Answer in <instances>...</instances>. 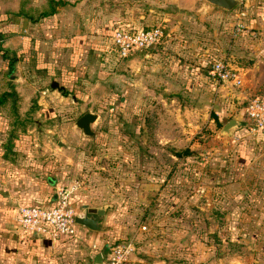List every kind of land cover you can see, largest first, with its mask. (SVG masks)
Masks as SVG:
<instances>
[{
    "label": "crops",
    "instance_id": "1",
    "mask_svg": "<svg viewBox=\"0 0 264 264\" xmlns=\"http://www.w3.org/2000/svg\"><path fill=\"white\" fill-rule=\"evenodd\" d=\"M22 1L0 0V49L4 51V54L0 51V94L16 89L14 84L21 85V81L26 77L23 75L24 72L30 75L31 84L43 85L48 80L49 88L53 76L61 77L63 83L67 81L68 86L77 79L78 85H85L86 79L92 77L89 74H95L97 70L90 65L91 63L86 62L97 45L99 58L102 59L101 54H104L105 59L111 62L115 52L110 47V38L115 29H141L143 25L155 21L163 23L166 27L162 39L156 46L146 52H133L119 61L120 63H111L110 74L113 81H116L114 88L120 97L126 95L129 102L135 104L140 102L144 106L154 99L159 101L175 99L182 102L180 92L165 91V85L171 83L180 85L185 91L205 87L207 83L206 88L215 91V86L208 76L213 58L223 59L238 74L241 88L238 90L239 93L235 94V98L246 97L258 83L264 84V37L258 33L256 36L249 33V30H257L264 23V0H247L248 10L242 20L247 30L236 36L231 34L235 10H225L204 0H69L71 3L58 8L56 13L39 22H29L17 15ZM26 1L31 6H39L44 2ZM163 6L166 8L163 9ZM212 16L221 22L225 30L222 33L228 36L221 53H215V49L209 48L208 45L204 49L201 48L204 42L194 38H201L204 32L184 28V19L191 17L195 22L200 19L212 20ZM172 18L176 22H173ZM177 23H181L180 26ZM51 37L53 39L62 37L66 43H60L62 45L60 47L55 46L51 43ZM70 38H73L70 44L73 45V42L75 45L79 44L76 48L68 45L67 41ZM87 41L91 44L85 47ZM72 51L77 53L74 63H70V58H73L70 56ZM6 55L8 58H14L10 72L7 69L8 61L4 58ZM79 60H83L86 66L85 77L79 75V71L83 70V65L79 66ZM16 70L21 71L20 76L11 74ZM122 78L125 80H121ZM121 82L126 84V94L121 93L118 86ZM58 86L59 89L51 88L50 91L37 93L36 98L39 97L42 102L55 98L65 102L67 98L64 93L65 87L63 88L60 83ZM219 87L217 89H221ZM19 89L20 87L15 90L16 94L13 91L16 97L14 112L9 109L8 101L0 105V264H94V255L100 252L105 244L115 242H130L132 251L127 264H169L164 256L153 253L152 246L156 244L154 240H144L148 233L143 231L145 226L141 225L145 217L136 219L133 216L138 211V208L137 211L133 208L135 202L137 207L140 204L147 206L144 211L148 215L150 210L148 207L157 206L152 202L156 200V204H160L162 201L156 198L162 188L160 180L142 178L148 173H143L139 177L138 174L127 177L128 183L132 185L130 187L132 200L125 213H122L125 207L119 209L118 192L111 193L110 196L99 195L97 187L94 186L97 181L93 182V186H90V183L81 186L71 195L70 202L76 212L82 208L114 209L113 218L108 216L107 211L104 214L102 225L107 227L105 230L92 231L77 225L73 238L50 240L36 233L26 234L19 228L16 222L18 207L46 204L54 199L59 185L75 179L69 176L72 143L65 140L72 137L75 140L73 143L77 146L79 145L76 144L79 143L76 142L77 139H84L72 127L62 131L55 148L51 141L40 142L39 135L35 133L38 126L34 115L43 114L50 117L53 114L37 106L21 109L20 104L23 106L32 99L29 93ZM32 102L37 105L38 101L33 98ZM147 112L149 110L145 107L142 110L134 108L130 115L134 120L128 121L131 124L126 132L127 136L141 138L140 143L144 144L145 131L151 133L150 126L146 127ZM95 114L97 121L99 117L97 113ZM241 132L253 139L254 146L258 144L260 152H263V129L254 135H248L241 127ZM147 163L149 162H143L144 166ZM94 177L87 176L86 182L88 178ZM256 180L258 181L257 177Z\"/></svg>",
    "mask_w": 264,
    "mask_h": 264
},
{
    "label": "rangeland",
    "instance_id": "2",
    "mask_svg": "<svg viewBox=\"0 0 264 264\" xmlns=\"http://www.w3.org/2000/svg\"><path fill=\"white\" fill-rule=\"evenodd\" d=\"M245 9L248 10L247 7ZM230 10H236V7ZM211 19L194 22L189 17L183 21L184 28L204 32L201 38H194L204 42L201 48L208 45L215 49V53H221L228 36L222 33L221 22L215 16ZM171 20L176 22L173 18ZM153 26L161 27L162 32L166 28L156 21L142 28ZM73 38L67 43L71 48H76L79 44H70ZM50 39L55 46L66 43L62 37ZM88 44L91 43L87 41L84 46ZM110 47L113 48L112 45ZM95 49L86 62L97 70L95 74H89L92 77L86 79L85 85H78V79L68 86L61 77L51 78L65 87V102L57 98L42 102V99L36 98L37 93L50 91L49 81L43 85L31 84L30 75L26 72L23 75L27 79L25 77L21 85L14 84L20 87L19 91L29 93L32 100L35 98L38 101L37 105L32 100L23 106L20 104L21 109L37 106L52 112L50 117L40 114L34 115V118L38 126L35 133L39 135L40 142L51 141L54 148L62 131L72 128L73 122L82 113L91 111L98 114L99 118L92 127L94 138L77 139V146L72 137L65 140L72 143L69 176L75 179L62 184L75 183L78 189L88 183L93 186V182L97 181L94 186L99 195L110 196L118 192L119 209L125 207L122 211L125 213L132 200V185L127 177L148 173L150 175H143L142 178L160 180L162 188L156 198L162 201L156 204L154 200L152 204L157 206L153 208L150 205L148 215L144 211L147 206L140 204L137 207L135 202L133 208L135 211L140 209V215L137 211L133 216L136 219L145 217L141 225L145 226L143 231L150 235L146 233L144 240L156 242L152 246L154 254L164 256L169 264H264V148L260 152L258 144L254 146L253 139L241 132V127L246 123L245 105L263 90L264 84L258 83L250 94L237 99L235 94L239 93L240 86L226 83L214 85L211 82L215 91L206 88L207 83L205 87L185 91L180 85L171 83L165 85V91L180 92L182 102L173 98L172 101L154 99L144 106L140 102H129L126 95L120 97L114 88L116 81H113L109 69L112 64L125 58H118L114 54L110 62L104 54H101L102 59L99 58L98 45ZM76 55L72 51L70 63H74ZM83 63V60H79V66L83 65L79 75L85 77L86 66ZM11 74L20 76L21 71L16 70ZM118 86L121 93L126 94V84L121 82ZM16 89L10 90L16 94ZM144 107L149 110L146 127L150 126L151 132L145 131V144L140 143L139 137L126 135L131 124L128 121L134 120L130 117L134 108L142 110ZM211 112L218 115V121L209 115ZM231 117L240 124L230 135L223 137L219 129ZM185 147L191 149L193 155L186 158L172 155ZM146 161L149 163L144 166L143 162ZM86 175L95 177L88 178L86 182ZM113 210L106 208L110 218H113ZM106 228L104 225V230Z\"/></svg>",
    "mask_w": 264,
    "mask_h": 264
},
{
    "label": "built area",
    "instance_id": "3",
    "mask_svg": "<svg viewBox=\"0 0 264 264\" xmlns=\"http://www.w3.org/2000/svg\"><path fill=\"white\" fill-rule=\"evenodd\" d=\"M236 10L233 13L231 34L239 35L247 30L243 18L246 16L247 0H236ZM250 35L264 37V23L257 30H249ZM163 37L162 28L153 26L141 29H115L110 38L114 52L118 58H126L133 52L143 51L156 46ZM208 76L214 85L226 83L237 87L240 78L235 70L221 59L211 61ZM246 123L243 127L248 135H254L258 130H264V89L250 98L244 108ZM77 184H62L55 191V197L46 204H31L17 209L16 222L26 234L36 233L50 240L70 239L75 236L76 210L70 202L71 195L76 191ZM132 251L130 242L117 243L108 248L106 258L101 264H127Z\"/></svg>",
    "mask_w": 264,
    "mask_h": 264
},
{
    "label": "water",
    "instance_id": "4",
    "mask_svg": "<svg viewBox=\"0 0 264 264\" xmlns=\"http://www.w3.org/2000/svg\"><path fill=\"white\" fill-rule=\"evenodd\" d=\"M208 4L213 6L230 10L236 6V0H204ZM51 88L59 89L58 84L55 81L50 83ZM96 121V114L91 111H87L81 114L73 122V127L81 134L82 137L94 138L95 133L93 131L92 125ZM239 121L234 117L229 118L219 129V134L223 137L230 135L236 127L239 126ZM106 212V207L98 208H82L78 211L74 217V222L78 226L85 227L92 231H102L104 226L102 225L103 217ZM108 245L105 244L103 248L94 255L93 263L101 264L105 258L108 250Z\"/></svg>",
    "mask_w": 264,
    "mask_h": 264
},
{
    "label": "trees",
    "instance_id": "5",
    "mask_svg": "<svg viewBox=\"0 0 264 264\" xmlns=\"http://www.w3.org/2000/svg\"><path fill=\"white\" fill-rule=\"evenodd\" d=\"M69 3H71L69 0H44V2H42V4H40L39 6H31L28 1L23 0L20 10L17 12V15L22 16L29 22H39L43 18H47L56 13L58 8ZM0 51L2 52V54H4V51H2V49H0ZM4 58H6L8 61L7 69L10 72L12 70V60L14 58H8L7 55ZM212 60H214V58ZM7 101L9 103V109L14 112L16 110V97L13 91L0 94V105H4V103ZM210 116L214 119V121H218V115L215 112H211ZM172 155L178 158H186L193 155V151H191L189 148H183L181 150L174 151ZM116 243L117 242L108 243L107 245L108 247H111Z\"/></svg>",
    "mask_w": 264,
    "mask_h": 264
}]
</instances>
